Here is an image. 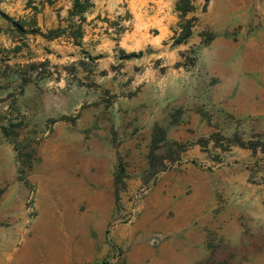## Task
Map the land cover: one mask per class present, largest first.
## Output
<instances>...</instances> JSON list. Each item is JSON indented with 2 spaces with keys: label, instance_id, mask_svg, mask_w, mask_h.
Here are the masks:
<instances>
[{
  "label": "rangeland",
  "instance_id": "obj_1",
  "mask_svg": "<svg viewBox=\"0 0 264 264\" xmlns=\"http://www.w3.org/2000/svg\"><path fill=\"white\" fill-rule=\"evenodd\" d=\"M94 3L79 43L10 28L11 20L36 18L46 32L67 15V0L0 3V264H166L157 259L167 238L162 202L151 211L148 225L161 229L144 238L147 253L114 245L112 236L99 253L96 231L76 220L73 194L103 162L124 169L110 232L136 222L126 216L140 213L163 172L176 197L191 163V175H211L217 202L195 264H264V0H210L206 9L194 0L185 17H196L193 32L180 42L177 0ZM32 61H46L44 76L27 66ZM25 72L32 81L21 90ZM155 137L163 138L154 151L165 166L158 173L149 158ZM134 164L141 183L131 188L132 168L125 171Z\"/></svg>",
  "mask_w": 264,
  "mask_h": 264
},
{
  "label": "crops",
  "instance_id": "obj_2",
  "mask_svg": "<svg viewBox=\"0 0 264 264\" xmlns=\"http://www.w3.org/2000/svg\"><path fill=\"white\" fill-rule=\"evenodd\" d=\"M69 6H67V8ZM155 125L156 121L153 122V126ZM151 138H153V136ZM149 139L150 136L148 137V134L144 139L143 135H141L138 141H144L146 143ZM135 140L137 141V138H135ZM112 154L114 155L115 153H99L102 158L106 156L110 157ZM139 154L140 153H128L127 158L132 160ZM142 154L144 155L146 153ZM192 154L193 151H187L184 156L187 158ZM111 167L112 165H107L104 162L98 163L95 167V172H91L88 176L90 181L89 185L83 188L78 187L76 193L74 192L75 190L73 191L76 220L80 221L79 219H82V222H87V224H85L87 229L93 228L96 231L97 237L95 238L98 240L97 242H101L102 246L100 251L97 252L106 253L110 250V245L106 244V241L109 242L110 236L113 238L114 245L118 244L124 247L130 246L131 252L134 249L136 251L141 250L144 253L145 251L146 253L149 251L151 252L152 250L150 248L148 250L144 238H148V236L151 235L153 236V232L161 229L155 225L148 224L153 220L150 219V215L152 214L151 211H155V206H157L159 202H162L164 206L162 208V218L165 220L167 229L163 228L161 232L166 234L167 238L159 245V249H157V254L160 255L157 259L166 264H195L196 260L200 263L202 254L201 246L203 244L204 235L203 229L206 221L209 219L211 220L216 214L215 208L217 202L215 200L211 175H191L190 172L193 169V165L191 163L185 164L184 168H186L189 173L186 175V182L178 186V194L175 197L173 194H170L171 188L168 184V177H170L171 174H169V172H163V175L156 185H154L145 198L141 200L140 213H138L139 210H136V222L133 223V225L119 224L110 232V221L116 215L115 205L118 197L115 183L116 173H114ZM135 167L136 164L132 167L126 166L125 171V173H127V169L132 168V172H129L131 176L126 178L131 188H135L141 183V177L139 176L141 170ZM189 182L192 183L193 197H191L192 193H188L190 189V187H188ZM163 189L168 191L167 196H161ZM194 195L196 197H194ZM82 206L87 207L85 210L86 212H88L91 207L92 214L84 213L81 210ZM169 211L174 212L173 217H168L167 213ZM178 217H181L184 221V228H180L179 225H177ZM89 235L90 234H88V236ZM88 239H90L91 246H93L95 241L94 237L90 235ZM136 242L140 245H136ZM162 254H165L166 257H161ZM146 259L147 257L144 254L137 257L135 262L143 263ZM131 261L133 262V260ZM131 261L129 259L128 264H135Z\"/></svg>",
  "mask_w": 264,
  "mask_h": 264
},
{
  "label": "trees",
  "instance_id": "obj_3",
  "mask_svg": "<svg viewBox=\"0 0 264 264\" xmlns=\"http://www.w3.org/2000/svg\"><path fill=\"white\" fill-rule=\"evenodd\" d=\"M60 0H48V3L55 6ZM69 2V7L67 8V15L65 17H61L59 14V24L55 27L48 29L46 32L42 30V28L38 25V20L36 18L31 19L33 22L32 25L27 24V20H11V31L18 32L22 35H26L29 33L33 34H41L43 37L47 39H55L61 36H66L68 38L73 39L75 43L82 42L85 36V25L87 21V12L94 7L93 0H67ZM210 0H205V9L207 8ZM2 0H0V3ZM34 2V0H29L28 6L30 7ZM35 11H38L37 7H33ZM64 6H60L58 10H63ZM196 6L194 0H177V10L181 13V18L183 19L179 24V28L181 31L179 32V37L177 38V42L182 41L184 38L189 37L193 32V27L195 25L196 17H192L191 19H185L188 13L195 11ZM7 16V15H5ZM9 19H11L8 16ZM27 26H30L29 28ZM1 31V28H0ZM25 40V39H23ZM27 45L26 41H23L21 44H16L12 50L13 52H19L23 49V47ZM46 61L40 62H28L27 66L31 67L33 72L39 73V75H43L45 71H39L38 68H42L45 65ZM43 70V69H42ZM44 76V75H43ZM21 90L24 89V86L32 81V75H29L28 72H25L21 77ZM3 133L8 136V130L6 126H2ZM159 131L162 134L164 133V129L156 127L155 132ZM163 138H154L153 146L151 148V153L149 155L150 158V166L153 167V173H158L165 169L164 165L158 166L157 158L158 155L154 153L156 149H158V143L162 141ZM124 177V169H118L115 176V183L117 188V195H119L121 189L122 178Z\"/></svg>",
  "mask_w": 264,
  "mask_h": 264
},
{
  "label": "built area",
  "instance_id": "obj_4",
  "mask_svg": "<svg viewBox=\"0 0 264 264\" xmlns=\"http://www.w3.org/2000/svg\"><path fill=\"white\" fill-rule=\"evenodd\" d=\"M128 222H133L136 218V212L133 209L128 215L126 216ZM153 241L158 242V238L153 239Z\"/></svg>",
  "mask_w": 264,
  "mask_h": 264
}]
</instances>
